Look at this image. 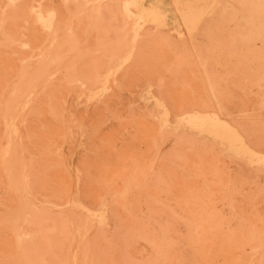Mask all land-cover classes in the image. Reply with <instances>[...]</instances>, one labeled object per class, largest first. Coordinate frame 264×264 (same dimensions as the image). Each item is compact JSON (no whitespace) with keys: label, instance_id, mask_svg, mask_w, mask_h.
I'll return each mask as SVG.
<instances>
[{"label":"rangeland","instance_id":"obj_1","mask_svg":"<svg viewBox=\"0 0 264 264\" xmlns=\"http://www.w3.org/2000/svg\"><path fill=\"white\" fill-rule=\"evenodd\" d=\"M0 264H264V0H0Z\"/></svg>","mask_w":264,"mask_h":264},{"label":"bare ground","instance_id":"obj_2","mask_svg":"<svg viewBox=\"0 0 264 264\" xmlns=\"http://www.w3.org/2000/svg\"><path fill=\"white\" fill-rule=\"evenodd\" d=\"M197 24V23H196ZM198 25V24H197ZM190 26V25H189ZM233 134V133H232ZM224 135V134H223ZM226 136V135H225ZM225 136H223V137H225ZM214 137V136H213ZM217 137V136H216ZM215 138V137H214ZM219 140H220V138H219ZM240 140V139H239ZM226 141V140H225ZM234 141H236V140H234ZM238 150V149H237Z\"/></svg>","mask_w":264,"mask_h":264}]
</instances>
